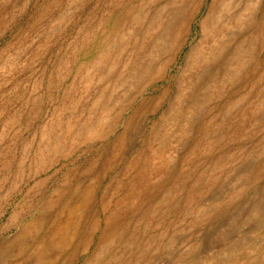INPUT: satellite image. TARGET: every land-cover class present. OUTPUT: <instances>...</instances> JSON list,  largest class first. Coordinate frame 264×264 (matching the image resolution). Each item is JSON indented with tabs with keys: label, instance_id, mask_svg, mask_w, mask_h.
Listing matches in <instances>:
<instances>
[{
	"label": "rangeland",
	"instance_id": "374dc122",
	"mask_svg": "<svg viewBox=\"0 0 264 264\" xmlns=\"http://www.w3.org/2000/svg\"><path fill=\"white\" fill-rule=\"evenodd\" d=\"M201 1L190 0V13L198 15L191 32L188 27L183 34L182 43L188 41L179 66L198 40L211 0L198 13ZM252 1L256 9L247 34L252 44L246 68L236 71L234 80L242 84L249 72L254 75L240 92L244 116L236 144L226 139L224 150L215 138L189 159L176 186L190 204L183 201L170 220L172 239L163 235L165 227L157 243L145 247L140 231L128 253L116 249L102 264L125 259L166 264L170 256L172 264H264V0ZM165 2L0 0V264H15L28 253L40 256L31 241L38 236L39 244L46 237L47 204L72 200L69 188L95 168L96 158L114 157L109 164L113 174L123 170L116 149L86 139L117 80H129L151 59ZM88 210L79 224L81 234L69 238L66 250L40 257L50 264H88L104 232L100 206Z\"/></svg>",
	"mask_w": 264,
	"mask_h": 264
},
{
	"label": "bare ground",
	"instance_id": "6f19581e",
	"mask_svg": "<svg viewBox=\"0 0 264 264\" xmlns=\"http://www.w3.org/2000/svg\"><path fill=\"white\" fill-rule=\"evenodd\" d=\"M165 1L163 29L156 37L151 59L136 67L129 80H117V88L104 104L96 128L86 139L93 146L116 149L122 155L117 166L124 168L114 175V166L109 168L114 157L100 156L92 163L95 168L86 170L83 180L69 188L72 200L47 204L46 237L39 244L38 236L31 241L40 256L50 259L51 253L66 250L69 238L81 234L80 221L93 204L100 206L98 219H103L104 232L97 253L88 264H102L105 256L114 255L116 249L119 254L128 253L130 240L140 231L139 240L145 247L157 243L163 235L172 239L170 233L175 227L170 220L183 201L190 204L176 186L189 159L201 145L206 148L215 138H219L216 143L224 150L226 139L228 144L237 142L244 116L240 92L246 83L245 88L249 87L248 80L254 73L249 72L242 84L240 79H234L236 71L246 68L245 58L252 44L247 34L255 4L252 0H211L199 24L198 40L179 66L188 41L182 43L183 34L188 27L191 32L198 14L190 13V0ZM205 1H201L198 13ZM162 86L165 91L158 97L155 93ZM254 88L251 85L248 97H252ZM152 95L158 97L156 101L148 100ZM153 118L156 119L152 122ZM226 123L230 126L228 131ZM99 169L106 170L100 174ZM165 227V234L160 235ZM74 249L79 251L80 246ZM172 263L170 256L166 264ZM119 264L130 262L125 259Z\"/></svg>",
	"mask_w": 264,
	"mask_h": 264
},
{
	"label": "built area",
	"instance_id": "2783aa9c",
	"mask_svg": "<svg viewBox=\"0 0 264 264\" xmlns=\"http://www.w3.org/2000/svg\"><path fill=\"white\" fill-rule=\"evenodd\" d=\"M15 264H50V263L34 253H28L20 260H18Z\"/></svg>",
	"mask_w": 264,
	"mask_h": 264
}]
</instances>
